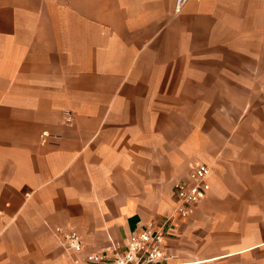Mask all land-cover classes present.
<instances>
[{
	"label": "crops",
	"instance_id": "crops-1",
	"mask_svg": "<svg viewBox=\"0 0 264 264\" xmlns=\"http://www.w3.org/2000/svg\"><path fill=\"white\" fill-rule=\"evenodd\" d=\"M169 217L167 264H264V0H0V264Z\"/></svg>",
	"mask_w": 264,
	"mask_h": 264
},
{
	"label": "built area",
	"instance_id": "built-area-1",
	"mask_svg": "<svg viewBox=\"0 0 264 264\" xmlns=\"http://www.w3.org/2000/svg\"><path fill=\"white\" fill-rule=\"evenodd\" d=\"M69 120V116H66ZM210 167L205 163L196 164L190 175L179 179L173 186L176 202L175 215L185 217L188 208L203 199L210 190L208 176ZM171 218L159 224L148 223L131 234L124 245H116L111 252L100 251L86 256L94 264H167L168 256L163 250L164 239L168 235ZM60 229L57 228V231ZM64 244L76 252L82 250L78 234L75 231L62 232ZM75 263L78 260L74 261Z\"/></svg>",
	"mask_w": 264,
	"mask_h": 264
}]
</instances>
